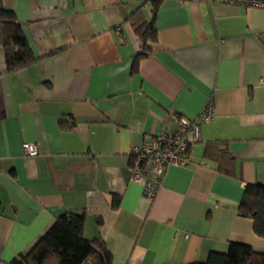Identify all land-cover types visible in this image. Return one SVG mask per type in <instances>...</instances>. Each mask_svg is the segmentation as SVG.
<instances>
[{"label": "crops", "instance_id": "1", "mask_svg": "<svg viewBox=\"0 0 264 264\" xmlns=\"http://www.w3.org/2000/svg\"><path fill=\"white\" fill-rule=\"evenodd\" d=\"M3 3L37 62L7 72L0 20V264L66 212L85 215V238H101L113 264L204 262L231 243L264 252L238 214L247 185H264V6L163 0L158 42L137 62L130 17L150 21L153 0ZM175 116L200 133L191 164L168 168L151 200L131 153L178 133ZM208 145L226 147L233 170L221 172Z\"/></svg>", "mask_w": 264, "mask_h": 264}, {"label": "trees", "instance_id": "2", "mask_svg": "<svg viewBox=\"0 0 264 264\" xmlns=\"http://www.w3.org/2000/svg\"><path fill=\"white\" fill-rule=\"evenodd\" d=\"M162 1L153 0L150 21L140 11L130 17L135 35L141 44V51L135 58L137 62L149 57L153 52L152 46L158 42L155 21ZM0 20L7 72L15 74L37 62V58L22 23L14 11L5 7L3 0H0ZM64 124L65 122L62 123L63 126ZM205 156L215 160L221 172L230 168L233 170V160L226 147L208 145ZM119 201V198H115L113 206H118ZM238 214L252 219L255 234L264 238L263 184L247 185ZM84 227V214H62L29 253L18 256L11 264H113V255L105 242L101 238L86 239ZM191 264H264V252L258 253L246 244L231 243L227 252H213L206 261Z\"/></svg>", "mask_w": 264, "mask_h": 264}, {"label": "built area", "instance_id": "3", "mask_svg": "<svg viewBox=\"0 0 264 264\" xmlns=\"http://www.w3.org/2000/svg\"><path fill=\"white\" fill-rule=\"evenodd\" d=\"M185 2L224 3L249 7H262L264 0H181ZM213 117L211 108L201 114V122L209 121ZM180 128L174 135H160L155 144L144 148L134 147L132 155L135 159L132 180L143 186L144 195L154 199L163 180V177L172 166L188 167L191 164L189 146L198 139L200 133L199 122H189L174 117ZM23 152L26 156L36 157L39 149L34 143H24Z\"/></svg>", "mask_w": 264, "mask_h": 264}]
</instances>
